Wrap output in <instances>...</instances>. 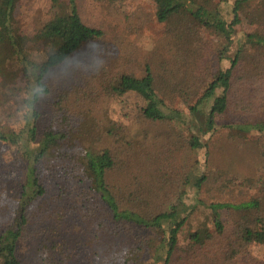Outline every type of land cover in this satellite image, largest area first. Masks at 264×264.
Segmentation results:
<instances>
[{
  "label": "trees",
  "instance_id": "1",
  "mask_svg": "<svg viewBox=\"0 0 264 264\" xmlns=\"http://www.w3.org/2000/svg\"><path fill=\"white\" fill-rule=\"evenodd\" d=\"M250 1H235L233 18L227 24L217 9H211L208 0L202 5L198 0H152L154 18L163 25V46L174 51L173 59L163 61L161 72L156 74L145 64L142 75L123 73L117 81L105 64L94 66L95 71L88 73L98 88L83 91L85 101L97 103L107 92L106 85L114 83L111 91L116 96L136 94L144 103L136 114V124L165 127L151 137L141 132L140 145L132 150L131 141L124 138L127 148L120 156L123 159H117L108 149L88 147L79 151L80 145L76 141L68 143L59 129L65 118L48 115V104H52L48 98L58 88L52 77L86 45L96 44L103 31L83 22L77 0H49L54 9L49 20L31 34L21 33L15 26L21 0H0V95L10 96L24 107L17 127L0 124V144L13 149L24 167L14 215L7 227L0 228V264H22L17 252L28 227L29 205L45 193L38 168L48 162L55 166L57 161L72 164L69 175L75 177L77 173L79 180L87 182L83 194L88 204L85 214L95 213L101 230L120 241L121 249L117 246L115 252L122 250L119 253L123 264H176L184 251L191 252L192 264H235L236 257L249 247H264V217H252L260 205L257 200L238 204L208 202L201 196L207 181L205 173L169 177L166 165L160 163L168 156L162 148L163 141L177 132L178 143L188 151L205 144L207 153L208 136L220 129L232 139L254 130L264 132V114L256 108L244 112L240 104L255 106L254 94L251 92L245 100L232 95L241 85L234 75L239 56L247 48L264 46V33L246 37L242 49L229 59V67L225 71L219 67L233 43L232 30ZM261 3L264 5V0ZM202 32L207 35L204 41L198 38ZM206 44L210 47L207 56L203 53ZM257 76L262 79L264 74ZM163 90L167 93L162 94ZM65 94L60 92L61 96ZM60 100L52 104L53 112L58 113ZM175 100L185 111L177 103L172 105ZM209 101L213 102L206 110ZM233 112L240 120H234ZM259 148L254 153L264 156V143ZM79 152L82 155L77 158ZM119 169L126 172L117 177ZM115 179L123 180L124 188H116ZM198 207L209 211L212 231L204 235L191 233L188 246H180L179 233ZM228 211L237 213L239 220L233 215L225 219ZM217 237L226 241L224 248L211 242Z\"/></svg>",
  "mask_w": 264,
  "mask_h": 264
},
{
  "label": "rangeland",
  "instance_id": "2",
  "mask_svg": "<svg viewBox=\"0 0 264 264\" xmlns=\"http://www.w3.org/2000/svg\"><path fill=\"white\" fill-rule=\"evenodd\" d=\"M205 1L198 0V3L202 5ZM208 1L211 9H217L219 15L229 24L233 18L236 0ZM262 1L251 0L247 10L240 15L239 23L232 30L231 48L227 52L226 59L219 64L223 71L229 67V59L242 49V42L246 37L257 32L264 33ZM116 2L77 0L83 22L101 29L103 36L96 41V44L86 45L81 49L68 65L52 77V80L57 82L58 88L52 91L49 101L52 104L55 100L59 101L60 92L67 94L61 96L60 107L56 108L58 113L51 110L52 104H48L50 108L48 115L60 118L59 115L65 118V122L59 129L66 135L68 143L74 144L76 141L80 145L79 151L88 147L97 151L108 149L118 159L122 158L120 156L126 147L124 138L126 141H131L132 145L129 149L132 150L140 145L141 132L145 131L151 137L159 128L163 132L165 127L136 124V114L144 103L136 94L119 98L111 91L114 83L112 86L106 85L107 92L97 103L85 101L83 91L87 89L93 91L94 86L98 88L97 82L94 84L93 76H87L88 73L95 71L94 66L105 64V69L109 73L112 75L116 73L110 76L117 81L116 79H119L123 73L142 75L144 65L148 64L156 74L161 72L163 61L169 62L173 59L174 51L169 52L163 46L161 40L163 25L157 23L154 18L152 0H118ZM53 12L54 9L49 0H21L15 14V26L18 27L19 32L31 34L49 20ZM185 12L188 16V12ZM206 36V33L202 32L198 38L204 41ZM209 51L210 47L206 44L203 53L205 52L207 56ZM98 59L100 61H97ZM212 67H217L215 61H212ZM263 74L264 46L245 49L234 67V75L241 85L237 86L235 91L233 87L232 95L245 100L252 92L255 106L248 107L240 103L242 107H245L244 110L238 107L240 110L250 113L251 108H256L264 114V77L260 79L261 77L257 76ZM84 75L87 79L83 77ZM76 87L80 90H76ZM163 91L162 94L167 93L166 90ZM14 100L10 96L0 95V124L18 126L20 113L24 111V107L19 106ZM212 102L209 101L204 109L207 110ZM175 104L185 111L177 100L172 103V105ZM233 118L240 120V116L234 112ZM176 135L178 132L174 133L171 139L163 141L162 148L168 156L160 163L166 165L169 177L191 172L194 175L205 173L207 181L201 196L206 201L238 204L257 200L260 205L256 211L253 210L252 217H264V156L254 153L264 143L263 131L254 130L244 133L242 137L232 139L220 129L208 136L210 138L208 142L206 141L210 146L208 153L205 144H201L193 152L188 151L184 145L178 143ZM203 142L205 143V139ZM81 155L82 153L79 152L77 158ZM204 164L205 167L201 168ZM71 166L72 164L63 165L57 161L55 166L48 162L47 165L38 168V175L44 184L45 193L29 205L28 227L17 252L21 263L123 264L120 254L122 250L119 251L120 253L115 252L117 246L118 250L121 249L120 241L110 238L104 230H101L95 213L89 211L88 216L85 214L88 204L83 194L87 182L79 180L77 173L75 177H71L69 175ZM125 172L117 170V177ZM23 182L22 162L14 154L13 149L0 144L1 229L7 227L12 220ZM113 184L116 188L125 186L123 180L115 179ZM83 214L86 216L83 217ZM231 215L235 220H239L238 214L234 211H228L225 219ZM211 231L209 211L198 207L179 233V245L188 246L191 233L198 232L204 235L205 232ZM229 231L230 229L227 228V233ZM211 242L219 243L223 248L226 244L221 237ZM190 258H192L191 252L184 251L176 264H192ZM236 262L235 264H264V247L259 245L249 247L236 257Z\"/></svg>",
  "mask_w": 264,
  "mask_h": 264
}]
</instances>
